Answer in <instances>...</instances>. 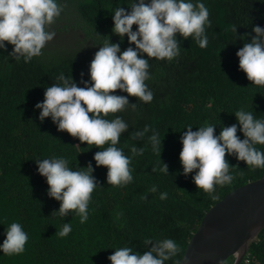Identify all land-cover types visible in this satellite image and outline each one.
Listing matches in <instances>:
<instances>
[{
  "label": "trees",
  "instance_id": "obj_1",
  "mask_svg": "<svg viewBox=\"0 0 264 264\" xmlns=\"http://www.w3.org/2000/svg\"><path fill=\"white\" fill-rule=\"evenodd\" d=\"M202 2L208 3L212 11V46L200 53L195 49L187 51L191 45H186L182 55L172 62L149 60L152 79L146 83L158 94V111L151 118L139 114L134 121L126 122L132 135L145 127L149 129L142 139L127 141L128 147L124 148L130 157L133 181L126 186V193L121 194L120 188L106 183L107 169L96 167L93 162L98 187L91 196L88 223L82 226H76L79 217L74 213L64 218L52 214L60 205L47 196V184L37 173L36 160L59 157L70 148L64 145L68 141L54 129L57 127L50 118L43 122L38 119L35 104L43 101L45 89L57 82L58 74L69 75L78 87L83 86L81 80H88L92 59L85 52L77 53L78 44H70L65 53L50 55L42 51V56L25 64L22 60L15 61L10 55L12 46L5 42L4 49H0V243L13 222L22 225L28 241L22 254L0 253V264H110L107 257L122 242L142 251L149 250L152 245L143 244L146 238L173 239L179 251L166 264H181L189 241L211 207L234 189L264 177V168L252 169L226 154L229 166L239 169L230 174L233 176L230 184L215 187L213 199L197 189L192 179L178 187L175 175L154 171L156 151L148 140L152 130L165 133L178 121L185 128L213 123L214 135H219L221 126L236 123L233 114L241 108L252 110L257 118L264 119V86H251L238 70L235 55L243 43L250 42L254 35L252 27H264V0ZM117 3L118 0H67L65 10L72 4L79 15H74L76 26H64L58 35L84 30V39L92 46L102 44L104 37H108L110 44L118 43L121 38L111 33V11L107 10L115 9ZM126 5L127 0H121L119 6ZM233 27L236 33L231 31ZM235 35L246 38L241 41ZM129 46L127 37H123L120 51ZM94 48L98 50V46ZM169 94L175 95V107L167 102ZM182 131L174 132L179 137ZM237 136L244 138L239 128ZM132 146L142 148L143 154L133 155ZM256 147L264 151V145ZM171 159L175 160L174 154H168V160ZM152 185L168 195L166 200L159 199L157 205L149 206L144 193ZM68 223L72 229L76 226L74 231L59 237L62 225ZM118 229L121 231L115 234ZM232 261L229 258L224 264ZM243 264H264V231Z\"/></svg>",
  "mask_w": 264,
  "mask_h": 264
},
{
  "label": "clouds",
  "instance_id": "obj_2",
  "mask_svg": "<svg viewBox=\"0 0 264 264\" xmlns=\"http://www.w3.org/2000/svg\"><path fill=\"white\" fill-rule=\"evenodd\" d=\"M120 2L118 0L115 9H107L111 11V33L121 38L118 43L110 44L108 37H104L102 44L92 46L84 39V30H74L79 34L72 32L82 37L75 43L80 47L98 46V50L94 48V56L86 54L92 59L88 80H81L83 86L78 87L71 76L58 74L57 82L45 89L43 101L35 104V109L39 110L38 119L43 122L50 118L57 127L54 129L68 141L64 145L70 148L59 157L36 160L37 173L45 179L47 196L59 202V209L52 214L64 218L74 213L79 217L76 226L88 223L91 196L98 187L93 162L96 167L107 169L106 183L120 188L121 194L126 193V186L133 181L130 157L126 156L128 151L124 148L128 147L127 141L142 139L149 129L145 127L132 135L126 122L134 121L139 114L151 118L158 111V94L146 83L152 79L149 60L172 62L182 55L186 45H191L187 51L195 49L203 53L213 41L211 7L202 0H127L126 7H120ZM66 6L67 0H0V49H4L6 42L12 46L10 55L15 61L22 60L25 64L42 56V50L56 36V32L50 30L51 26ZM133 26L135 30H132ZM231 31L236 33V27ZM252 33L250 42L243 43L235 53L238 70L251 86H264V27H252ZM125 36L130 46L121 52L119 43ZM245 38L236 36L241 41ZM174 97L168 95L173 107ZM233 115L236 123L221 126L219 135H214L216 127L211 125L213 123L195 128L191 125L179 128L173 124L165 133L162 130L161 135L152 130L148 140L156 151L154 171L175 175L178 187L192 179L197 189L212 196L215 187L230 184L233 180L230 174L239 169L229 166L226 154L252 169L264 168V151L256 147L264 145V119L243 108ZM238 128L243 139L237 136ZM176 129L183 130L179 137L174 132ZM130 151L133 155L143 154V149L135 146ZM163 151L170 156L174 154L175 160H168V154ZM171 188L173 190V186ZM167 195V191L156 185L144 193L149 206L157 205L159 199L166 200ZM75 227L72 229L70 223L63 224L58 236H67ZM120 231L116 230L115 234ZM27 241L28 234L22 225L13 222L5 231L0 253L6 256L22 254ZM143 244L152 247L142 251L122 242L107 259L110 264H166L179 251L178 244L170 238H146ZM248 255L249 252L242 264ZM229 258H233V264L234 257Z\"/></svg>",
  "mask_w": 264,
  "mask_h": 264
},
{
  "label": "water",
  "instance_id": "obj_3",
  "mask_svg": "<svg viewBox=\"0 0 264 264\" xmlns=\"http://www.w3.org/2000/svg\"><path fill=\"white\" fill-rule=\"evenodd\" d=\"M264 231V179L227 195L203 219L182 264H242Z\"/></svg>",
  "mask_w": 264,
  "mask_h": 264
},
{
  "label": "rangeland",
  "instance_id": "obj_4",
  "mask_svg": "<svg viewBox=\"0 0 264 264\" xmlns=\"http://www.w3.org/2000/svg\"><path fill=\"white\" fill-rule=\"evenodd\" d=\"M74 15H79V14L75 11L74 6L71 4L67 8V10H65L61 14V16L55 21V23L51 26L50 30H54L56 32V36L42 50L44 53H48L50 55H57L59 53H65V48L68 45L75 44L78 42V39L82 38L80 35H76V34H79L78 31H73V32H76V34L71 33L70 35H68L67 33H63L62 35H58V34H61L62 27L71 26V25L76 26L77 18ZM91 47L92 46L90 45H88V47L81 46L80 48H76V51L77 53L85 52L91 56H94V53L96 52V50H92ZM167 102L169 103V101ZM174 124L180 127H183V124L180 123L179 121L175 122Z\"/></svg>",
  "mask_w": 264,
  "mask_h": 264
}]
</instances>
